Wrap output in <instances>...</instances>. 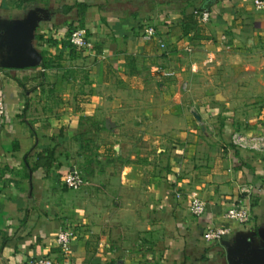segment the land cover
Segmentation results:
<instances>
[{"label":"crops","instance_id":"crops-1","mask_svg":"<svg viewBox=\"0 0 264 264\" xmlns=\"http://www.w3.org/2000/svg\"><path fill=\"white\" fill-rule=\"evenodd\" d=\"M35 7L46 10L36 35L42 28L53 42L35 45L48 48L49 67H0L2 264L37 256L60 264H229L226 246L203 238L216 224L230 228L224 240L264 254V147L233 140L236 133L264 139V9L254 0H60L58 7ZM195 7L211 10V20L197 21ZM151 24L166 51L142 37ZM68 27L85 28L93 48L72 46ZM87 123L116 138L100 158L126 160L83 167L86 185L68 190L67 168L56 164L69 157L68 141L84 140ZM129 140L134 148L122 154ZM137 141L156 143L167 156L164 172L139 158ZM46 151L54 152L52 167H35ZM194 195L207 202L200 217L189 210ZM237 205L250 208L247 222L224 218ZM66 221L75 233L70 258L56 243Z\"/></svg>","mask_w":264,"mask_h":264},{"label":"built area","instance_id":"built-area-1","mask_svg":"<svg viewBox=\"0 0 264 264\" xmlns=\"http://www.w3.org/2000/svg\"><path fill=\"white\" fill-rule=\"evenodd\" d=\"M254 6L256 9H264V0H254ZM196 19L200 23H208L211 20L212 12L209 9L194 11ZM65 34L72 46L78 47L83 50H91L94 46L93 40L89 37L87 30L82 27H75L72 29H65ZM142 37L145 40H156L159 47L163 50H167V42L163 36H160L157 32L155 25H147L144 28ZM187 50L191 51L192 48L188 47ZM167 75H173L172 71H166ZM5 112V101L0 96V117ZM234 142L239 146H247L251 148L261 149L264 147V139L259 137H248L244 134L236 133L233 136ZM63 182L67 188L81 189L86 185V179L81 169L71 166L63 175ZM242 193H250V188L246 185L241 186ZM207 209V202L202 197L194 195L191 198L189 210L193 216H202ZM251 216V210L248 206H233L228 209L224 214V218L227 221H235L244 223L249 220ZM230 233V228L225 224H216L209 227L204 233L203 238L209 242H221ZM74 230L72 225L62 226L56 235V243L62 256L64 258H70L72 254V243L74 239ZM29 264H60V262L50 256H37L29 260Z\"/></svg>","mask_w":264,"mask_h":264},{"label":"rangeland","instance_id":"rangeland-1","mask_svg":"<svg viewBox=\"0 0 264 264\" xmlns=\"http://www.w3.org/2000/svg\"><path fill=\"white\" fill-rule=\"evenodd\" d=\"M23 3V0H0V16H5V17H15V16H22L24 13V9H27L28 6H25ZM39 6H43L45 7L46 5L51 4L53 7H58L60 4V0H53L51 2L46 1V0H39ZM47 3V4H46ZM26 4H29L26 3ZM42 32V28H39L38 30V34H41ZM45 44H47L48 47L51 46V42H53L52 39H50V37H48L47 39H42V40H36L35 44H37V46H42L41 42H44ZM43 50V49H41ZM44 51V50H43ZM45 54H48V48L46 49V51H44ZM52 52V51H51ZM53 53V52H52ZM56 58V62L62 63L61 61L63 60V58L61 56L62 53L60 52H56L53 54ZM169 71V70H167ZM166 71L162 70L161 74L164 76H168L167 74H165ZM157 74L159 75V73L157 72ZM172 76V75H170ZM145 99H147V94H145ZM155 101H160V96H158V94L154 97ZM158 113V112H157ZM87 128L89 129V131H87ZM153 129V128H152ZM119 130H121L123 132V128L119 126ZM82 131H85L86 134L84 135V140L79 143H77L76 141L70 140L67 143L69 144V148L72 150H68L67 152L69 153V157H64L65 159H63V162L58 161L56 166L60 165L61 163L63 164L64 168L69 169L71 166H75L79 169L82 170L83 167H88L91 168L92 166H94L96 164L97 168H104L105 165H107V162L109 160H111L112 158L108 159L107 158H100L99 154H100V149H102L103 145H113L115 143L114 140H116L115 137L111 136L110 133H108L106 131V129L103 126H98V125H94L93 123H87V125H85L82 129ZM88 133V134H87ZM76 137V136H75ZM130 137V135H129ZM130 141V140H129ZM124 141L125 146H122V154H124L125 151H129L130 148H134L133 146L130 147L132 145V143H134V141ZM123 144V141H122ZM137 148H142L144 151L142 153L141 150L138 151V153L140 152L141 154H143V156L139 155V158L141 160H143L144 162L148 163L151 166H155V165H160L163 168V172L166 170L167 165H166V155H161L156 148V143L153 142H145V143H140V141H137L136 145ZM146 149V150H145ZM61 150V148H60ZM72 152V154H71ZM79 156V158H78ZM129 158V157H128ZM139 158H135L132 159V161H138ZM130 159V158H129ZM113 161L109 162V163H113L115 164L117 167H119L120 165H123V163L125 162L126 158L124 157V155H120V156H115L113 159ZM87 165V166H86ZM87 168V171H88ZM95 168V166H94ZM66 170V169H64ZM86 175V173H83V175ZM84 175V176H85ZM87 176V175H86ZM105 178V176H104ZM86 179V177H85ZM63 186V185H62ZM64 188H67L66 186H63ZM68 189V188H67ZM70 190V189H68ZM72 190H77V189H72ZM69 218V217H68ZM69 222H63V224H68Z\"/></svg>","mask_w":264,"mask_h":264},{"label":"water","instance_id":"water-1","mask_svg":"<svg viewBox=\"0 0 264 264\" xmlns=\"http://www.w3.org/2000/svg\"><path fill=\"white\" fill-rule=\"evenodd\" d=\"M45 11L35 7L21 17L0 16V67L20 69L41 64L43 55L35 45V38ZM221 242L227 248L229 264H264L262 250L242 241L235 244L226 240Z\"/></svg>","mask_w":264,"mask_h":264},{"label":"trees","instance_id":"trees-1","mask_svg":"<svg viewBox=\"0 0 264 264\" xmlns=\"http://www.w3.org/2000/svg\"><path fill=\"white\" fill-rule=\"evenodd\" d=\"M21 1V0H20ZM29 2V4H26V3H28ZM39 0H23V3L22 4H24L25 6H28V8H32V7H35V6H38L39 5ZM84 7H85V5H84ZM204 9H208V8H202V7H195L194 8V10H193V15H194V11L196 10V11H199V10H204ZM211 11V10H210ZM212 12V11H211ZM194 17H195V15H194ZM197 20V19H196ZM196 20H195V22H196ZM198 21V20H197ZM69 29H72L73 27H68ZM44 37H43V35H41V34H37L36 35V40H42ZM69 41V40H68ZM70 43V42H69ZM71 44V43H70ZM41 53H42V55H43V60H42V66L43 67H49L48 65H50V64H48L49 62L47 61V58H46V54H45V52L42 50L41 51ZM110 150H112V151H114V149L111 147L110 148ZM53 155H54V152H50V151H46V154H45V158H43V155L42 154H37V156H38V159H37V162H36V164H35V167H38V166H41V165H44L45 167H47V168H51L52 167V165H53V161H54V158H53ZM42 158L44 159L43 161H42ZM60 167V166H59Z\"/></svg>","mask_w":264,"mask_h":264},{"label":"flooded vegetation","instance_id":"flooded-vegetation-1","mask_svg":"<svg viewBox=\"0 0 264 264\" xmlns=\"http://www.w3.org/2000/svg\"><path fill=\"white\" fill-rule=\"evenodd\" d=\"M18 17H21V16H18ZM43 19H46V16L44 14L42 15V20Z\"/></svg>","mask_w":264,"mask_h":264}]
</instances>
